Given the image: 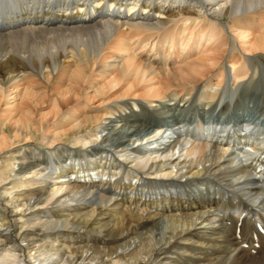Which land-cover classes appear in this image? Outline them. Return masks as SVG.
<instances>
[{
  "label": "bare ground",
  "instance_id": "1",
  "mask_svg": "<svg viewBox=\"0 0 264 264\" xmlns=\"http://www.w3.org/2000/svg\"><path fill=\"white\" fill-rule=\"evenodd\" d=\"M260 55L264 0H0V264H264Z\"/></svg>",
  "mask_w": 264,
  "mask_h": 264
},
{
  "label": "rangeland",
  "instance_id": "2",
  "mask_svg": "<svg viewBox=\"0 0 264 264\" xmlns=\"http://www.w3.org/2000/svg\"><path fill=\"white\" fill-rule=\"evenodd\" d=\"M225 18V20H226V17H224ZM260 58L258 59H256L257 61H256V65H259L262 69L264 68V55H260L259 56ZM263 71H264V69H263ZM214 88V87H213ZM208 89H210V87L208 88ZM202 91V90H201ZM106 132V130L104 131V133ZM112 137V136H111ZM111 137H109V138H111ZM28 143H31V144H36L37 145V147H40L41 145H39V144H37V142H28ZM66 146H69L68 144L66 145ZM18 167V166H17ZM17 167H14L15 169L17 168ZM160 224H159V228H160V231H158V236H160V237H163L162 239H166V237H167V230H168V226H169V222L167 221V219L164 217L163 218V220H161V218H160ZM168 223V224H167ZM97 225V226H96ZM168 225V226H167ZM95 226L97 227V228H99L98 226V224H95ZM97 228H96V230H97ZM104 228V227H103ZM95 229V228H94ZM102 229V228H101ZM102 231V230H101ZM90 234L91 235H96V233L94 232H90ZM157 236V237H158ZM130 239V238H129ZM164 240H162V242L164 241Z\"/></svg>",
  "mask_w": 264,
  "mask_h": 264
}]
</instances>
